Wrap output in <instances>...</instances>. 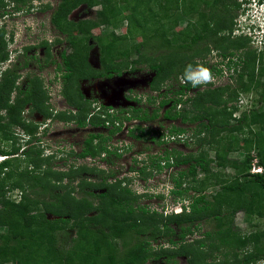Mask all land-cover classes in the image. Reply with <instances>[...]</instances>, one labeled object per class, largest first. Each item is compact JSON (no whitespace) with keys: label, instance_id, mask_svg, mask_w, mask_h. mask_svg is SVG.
Returning a JSON list of instances; mask_svg holds the SVG:
<instances>
[{"label":"trees","instance_id":"16d2710c","mask_svg":"<svg viewBox=\"0 0 264 264\" xmlns=\"http://www.w3.org/2000/svg\"><path fill=\"white\" fill-rule=\"evenodd\" d=\"M9 1L25 4L27 0ZM10 2L0 0V18L7 15L5 9ZM82 2L92 8L100 6L95 18L79 20L72 25L79 35L74 34L73 29L64 30L67 16ZM238 3L236 0H59L50 21L60 33H65L72 52L69 55L62 52V61L56 64L50 59L52 42L47 40L36 46H26L23 51L37 46L44 49L47 57L44 63L56 65V70L61 73L63 87L59 93L62 99L77 107L76 116L61 112L54 117L74 122L81 129H97L86 134L76 157H101L100 160L112 164V155L119 157L121 152L118 151L122 150L110 144L119 130L114 122L121 123V119L154 122L158 118V109L169 105L162 121L179 120L181 126L172 124L167 129L168 135L183 136L189 126L184 128L182 125L194 124L195 134L202 136L197 142H213L215 158L165 149L161 158L151 160L155 173L167 167H185L170 178L169 193L179 200L181 212L167 215L136 205L139 199L153 194H137L131 190L126 182L131 178L114 179L112 183L108 177L114 174L87 166H71L66 172L55 171L50 163L52 156H43L41 149H35L30 142L37 128L27 124L21 116L24 105L31 101L35 103L33 110L43 112L40 109L44 99L40 82L37 77L29 78V86L35 87L22 92L15 86L16 68H8L0 74V110H4L3 118H7V128L0 126V133L4 128L3 139L14 140V133L8 127L17 125L31 138L20 153L14 145L10 149L0 148V157L4 158L0 161V264H146L159 259L171 264L177 257L191 254L196 260L191 249L195 244L210 250V256L219 253L223 258L219 264L264 261V231L243 234L233 228L234 217L239 212L249 222L252 217L264 218V45L261 50L252 49L249 48V37L233 36L234 11L239 8ZM14 9L18 10L16 6ZM183 21L186 25L177 32L176 28ZM99 27L111 31L107 35L90 33ZM122 27L124 33L116 35L115 30ZM7 34L8 40L5 39ZM89 39L99 51V69L88 65V53L94 46L87 44ZM12 40L11 33L1 25L0 63L7 60ZM209 49L217 51L222 58L211 63V69L214 66L216 76L220 77L219 66L224 64L232 73L229 77L234 84L212 89L213 83L205 82L203 85L210 88L199 91V85L195 86L188 76L199 63L207 76L212 75L206 71L208 61L203 63ZM195 58H200L201 62L197 63ZM175 60H179L176 65L171 63ZM137 65H145L154 72L153 91H159L163 81L175 78L179 88L173 98L168 100L164 94L158 108L150 113L143 108H131L130 115L121 118L123 112L117 116L109 113L111 108L99 105V113L92 114L80 93V78L108 77ZM23 66H27V62ZM71 81L75 82L77 97L67 94ZM13 91L16 95L10 102ZM250 91L259 92L262 108L234 117L236 108L231 110L229 103L239 101L242 93ZM77 99L83 103L79 105ZM147 101L153 103L151 96ZM187 104L190 109L184 108ZM177 106L180 107L177 109ZM150 134L153 133L141 125L128 131L130 137L149 136L158 145L164 144ZM233 151L237 152L234 158L230 156ZM252 151L263 167V174L249 172ZM103 154L108 159L102 157ZM19 157L26 162L23 170L14 169V162ZM213 165L221 170L231 168L235 174L229 181H221L218 190L206 194L210 182L219 180ZM149 168L141 167L138 178L148 180L152 175ZM84 174L94 176L97 182H91ZM15 190L20 192L18 200L8 196ZM190 192L193 195L189 196ZM157 197L163 198L162 195ZM186 199L187 205L183 204ZM210 222H214L213 229L191 242L186 241V237L199 231L201 224Z\"/></svg>","mask_w":264,"mask_h":264},{"label":"rangeland","instance_id":"374dc122","mask_svg":"<svg viewBox=\"0 0 264 264\" xmlns=\"http://www.w3.org/2000/svg\"><path fill=\"white\" fill-rule=\"evenodd\" d=\"M6 1L10 2L9 0ZM236 2L238 3L239 0H236ZM58 3L59 0H27L25 4L20 2H10L9 6L5 9L7 15L0 18V27L1 25L5 26V30H7L8 33H11L13 38L12 45L8 46L9 51L7 60L3 63H0V74L8 68L13 69V67H15V86H18L22 92L29 89V87L34 89L35 86H29L28 80L31 77H37L44 96L40 108L44 113L38 109L33 110L35 108V103L32 101L25 104L21 112L23 120L30 126H35L37 128L34 138H31V136L29 137L20 126L10 125L8 128L10 129L11 133H14V140L3 139L1 134H3L4 128H2L3 130L0 133V148L10 149L14 145V147L19 148L18 153H20L27 147L26 142H29V138H31L30 142H32V146H34L35 149H41L43 156H52L50 163L53 170L55 171L66 172L71 166H87L93 168L96 167L98 169L101 167H99L100 164L97 162L85 161V159L83 160L76 157V153L80 151L81 142L85 139L86 134L91 131L94 132L97 129L93 130L89 127L86 129H80L75 126L74 122L66 123L54 117L49 121V118H47L49 117V112L52 114V111H50L49 108L53 109L52 106H56L57 104L64 105L63 100L59 102L60 97L57 95V90H61L63 87V82L60 88V82L57 79L58 75H55L56 65L44 63V60L47 59V57L44 55V49L40 46L18 54V49L20 50L26 46H36L44 40H47L48 43L52 42L49 48L50 59L54 60L56 64L61 63L62 52H66L67 55L72 52V49L68 46L65 33H60V31L55 26H53L50 21L53 10L56 8ZM261 3V5L258 4L255 8L256 14H254V9L250 8L248 4L245 7L246 9L251 10L249 13L251 16H253L254 20L258 19L264 24V0ZM14 6H16L18 10H15ZM99 7L100 6L92 8V6H88L86 2H82V4L76 7L67 16V23L63 24L64 30L68 31L73 29L74 27L71 28L72 25L79 20L95 18V12L100 9ZM231 8L233 10V7ZM241 11V6L235 9L233 23L235 22V19L240 17ZM127 15L128 14H126V16ZM185 23L186 21L181 22L176 28V31L180 32L186 25ZM107 27L94 28L90 30V33L92 35H107L111 31V29ZM77 30L73 29L72 32L79 35L80 32ZM232 30L233 36H238L241 33V28H237L235 23ZM124 31L125 28L122 27L118 30H115L114 33L119 35L124 33ZM5 39H9L8 34L5 36ZM56 40H60V42L55 43ZM87 44L94 45V41L89 39ZM249 48L256 49L257 47H255L254 43L251 42L249 43ZM11 50L12 52H10ZM13 50H17V52H14ZM257 50H261V48H257ZM205 55L206 53L203 54L202 57ZM34 56L37 58L35 61L39 63L34 61L32 58ZM204 58L205 59L203 63L208 61L206 71L212 72V75L209 77L210 81L213 83V86L211 87L212 89L225 84H234V81L230 80L229 77V75L232 73L225 67L224 64L219 66V69L222 71V75L220 77L216 76V68L214 66V69H211V63L219 62L222 59L218 56L217 51L209 49V53H207ZM194 60H196L197 63L201 62L200 58H195ZM24 62H27V66H23ZM87 62L88 65L93 69H99L101 66L99 51L95 45L88 53ZM178 62L179 60H175L171 63L176 65ZM200 71H202L200 63L199 66H194L190 70L188 78L192 80L193 84H195L196 81H203L207 76L205 72L201 73ZM153 76L154 72L148 70L145 65H137L133 69H124L119 74H111L108 77H82L78 82V86L80 88V93L83 95L86 101L85 106L88 103L90 110L93 109V106L94 108H97L99 105H103L113 109L115 115L117 116L121 109H131L138 107L143 108L147 110L148 113H150L153 109L158 108L159 102L165 98L164 94H166V99L170 100L173 98V93L179 88L175 78L171 77L168 80L163 81V83H160V86H162L160 87L159 91H153L151 90ZM262 80L264 81V78ZM74 83L75 82L73 81L69 82L68 88L70 91L67 92V94L77 97V91H74ZM195 86H197V84ZM207 88L210 87L201 84L197 89L202 91ZM191 94L193 93L191 92ZM15 95L16 92L13 91L10 96V102L13 100ZM148 96H151L153 101L152 104L147 101ZM258 98L259 92L255 93L250 91L248 93H242L240 99L242 100V103H240L239 100L237 102L229 103V105H232V107L229 105L228 106L229 108L231 107V110L232 108H236L233 116L238 117L241 112H248V110L251 109H261L262 103L258 101ZM154 99L156 101H154ZM138 100L140 102H138ZM77 103L80 105L83 103V101H79L77 99ZM94 103L96 104L94 105ZM67 105L73 109V112H75L70 114L76 116L77 107L75 108V106L70 103ZM168 107L169 105L165 108H159L158 117L161 118L165 109ZM56 108L58 109L60 107L57 106ZM178 108L179 107L177 106V109ZM184 108L190 109V104L185 105ZM3 116H5V112L4 110H0V126H5V128H7V118H3ZM73 116L70 117L72 118ZM169 124L181 126L179 120L170 123L167 121L161 123L159 120H155L152 124L145 125L150 126V128L147 129L153 131V134H150V136L157 138V130H159L160 127L163 129V125L168 126ZM193 125L194 124L182 125L184 128L187 126L189 127L185 134L181 136V139L176 141L178 143H164L160 145L155 143L153 139H150L149 136H145L144 138H135L130 137L128 134L125 135L120 133L112 143L117 145V147L121 148L122 150L124 148H126V150L123 151L119 157L112 155L111 159L113 163L104 166L102 170H105L106 173L114 174L113 177H108L112 183L114 182V179L120 180L121 178L128 177L131 178V180H127L126 182H128V186L131 190L137 194L148 192L147 195H154H152V197L146 196L139 199L136 205L140 204L142 206H147V208L150 210H155L159 213H162L163 215L178 213L180 208V203H178L179 200L173 198V196L169 193L172 186L170 178L173 173L180 169H185V167H167L164 168L160 173H155L154 171L156 169L151 163V160H154L158 157L161 158L165 149H175L177 152L184 155L192 154L193 156H198L201 154L206 156L208 159H214L215 151L214 144H212L213 142L198 143V138H202V136L198 137L195 134V128ZM44 127L47 129L46 131H44ZM255 129L256 128H254V130ZM239 136L242 137V135ZM235 154H237V152L233 151L230 156L234 158ZM3 159V157H0V161ZM97 160H99V158ZM25 166L26 162H24L20 157L14 162V169L23 170ZM145 166H150L148 171L152 174L148 180H143V177L140 176L138 178L137 176L138 170ZM212 168L219 177V180L210 182L205 192L206 194H209L210 191L218 190L219 186L222 184L221 181H229L230 176L235 174L231 168L221 170L217 169L214 165ZM84 176L89 178L91 182H97V179L94 176H88L87 174H84ZM199 177L202 178L203 175L199 173ZM14 178L15 177H13L12 180ZM64 183H66V180H64ZM19 195L20 192L18 190L8 194V196L16 200H18ZM159 195H162L163 198H158L157 196ZM188 195H193V192L188 193ZM183 204L187 205L188 199L183 200ZM49 218H51V216H49ZM250 219L251 221L249 222V219H246L242 212L237 213L234 217L233 228L239 230L243 234L252 231H264V218L257 219L252 217ZM213 227L214 222L201 224L199 231H196L193 236L186 237V241L191 242L195 238L200 237L203 232L213 229ZM155 245H157V243H155ZM191 249L196 255V260L193 259V254H191L189 256L177 257L175 262L171 264H219L218 261L223 259L219 253L210 256V250L206 248L201 249L196 244L193 245ZM214 258L215 260H212ZM165 261L166 260L163 259L156 261L150 260L146 264H166ZM257 264H264V261L258 262Z\"/></svg>","mask_w":264,"mask_h":264},{"label":"clouds","instance_id":"9594fccd","mask_svg":"<svg viewBox=\"0 0 264 264\" xmlns=\"http://www.w3.org/2000/svg\"><path fill=\"white\" fill-rule=\"evenodd\" d=\"M261 2H263V0H239V4L241 6V10L242 11H241L240 17L237 18V19H235V22H234L235 23V26L237 28H241L240 35H245V36L249 37L251 39V42L252 43L255 42L256 40L261 39V38H262V40H264V24L261 23L258 19L254 20L253 16H251L250 13H249L251 10L250 9H246L245 6L248 4L250 6V8H253L254 9L253 12H254V14H256L255 8H256V6L258 4L261 5L262 4ZM254 14H252V15H254ZM263 45L260 48H262ZM255 47H257V46H255ZM200 72L201 73H204L203 71H200ZM205 82H211L210 79H209V76H206L203 81L202 80L201 81H196L195 82V85L196 84L197 85H201V84H204ZM123 117H126V116H123ZM123 120H126V119H123ZM126 121L130 122V120H126ZM168 123H170V122H168ZM171 125L172 124H169L168 126H165L163 129L160 128L159 130H157L158 131L157 132L158 133L157 134L158 135L157 137L160 138V140L163 141L165 144H169L168 142H171V141L162 140L164 138V136H163L164 134H162L161 131H163L164 133L165 132L168 133V130L167 129ZM172 136H174V135H172ZM174 137H175V140L173 142H171V143H178L176 141L179 138H181V136L180 135H177V136H174ZM179 209H180L179 212H181V205H180V208Z\"/></svg>","mask_w":264,"mask_h":264},{"label":"built area","instance_id":"2783aa9c","mask_svg":"<svg viewBox=\"0 0 264 264\" xmlns=\"http://www.w3.org/2000/svg\"><path fill=\"white\" fill-rule=\"evenodd\" d=\"M253 43H254L255 46H257L258 48H260L264 44V40H262V38H261L259 40H256ZM58 95L60 97V93ZM240 103H242V100H240ZM178 107H180V106H178ZM99 110H100L99 106L97 108H94V112L92 114H97V112H99ZM109 113L115 114V112L113 111V109H110L109 110ZM101 116L103 117V115H101ZM128 116L129 115L127 114L126 117H128ZM135 122H136V120H130V122H128L126 120H121V123L119 121H115L114 122L115 127L119 128V130H118L117 134L115 135V137L117 138L120 133H123V134L127 135L129 129L132 128V126L130 125V123H135ZM106 124L108 125L109 123H106ZM161 133L164 134L163 135L164 138L162 140H166V141H174L175 140V137L174 136L168 135V133H166V132L164 133L163 131H161ZM168 143H171V142H168ZM110 144L112 146H117V145H114L112 142ZM251 158H252V160H251V166H250L249 172L251 174H262L263 173V167L261 165H259L258 158H257V156H256V154H255L254 151L251 152ZM85 160L90 161V162H93L94 161L90 157L86 158Z\"/></svg>","mask_w":264,"mask_h":264},{"label":"flooded vegetation","instance_id":"af4514ba","mask_svg":"<svg viewBox=\"0 0 264 264\" xmlns=\"http://www.w3.org/2000/svg\"><path fill=\"white\" fill-rule=\"evenodd\" d=\"M24 48V47H23ZM23 48L22 49H18V54L20 53H23L24 51H23ZM22 50V51H21ZM14 52H17V50H13ZM11 52H12V50H11ZM55 75H58V80H59V82H60V88H61V85H62V78H61V73L59 72V71H57L56 70V68H55ZM62 89V88H61ZM61 90L60 89H58L57 90V95L59 94V92H60ZM59 96V95H58ZM132 99V98H131ZM61 100H63L62 99V97H61V95H60V98H59V102L61 101ZM64 101V100H63ZM156 101V100H155ZM96 103H94V105H95ZM53 105V104H52ZM159 105V104H158ZM57 106H59L60 108H56ZM53 107V109H51V108H49V110L50 111H52V116L51 117H49V121L51 120V118H53L56 114H58V113H75V112H73V109L72 108H70L65 102H64V105H61V104H57L56 106H52ZM107 108H109V107H107ZM94 112V106H93V109L91 110V113H93ZM120 112H123V115H129L130 114V109L128 108V109H121L118 113H120ZM92 115V114H91ZM125 115V116H126ZM55 118V117H54ZM123 120V119H122ZM157 120H159L161 123L163 122L162 121V117L160 118V117H158V118H156V121ZM165 122V121H164ZM167 122H169V121H167ZM66 123H69V122H66ZM153 122H148V123H143V122H140V121H138L137 119H136V122L135 123H130V125L132 126V127H134L135 125H141L142 126V128H145V129H147V128H150V126H146L145 124H152ZM144 124V125H143ZM165 125V124H164ZM75 126H76V124H75ZM77 127V126H76ZM81 129V128H80ZM47 129L44 127V131H46ZM107 130H110V129H107ZM151 133H153V131H151ZM116 137H115V134L113 135V137H112V139H111V141L110 142H113L114 141V139H115ZM123 151H125L124 149L123 150H121V151H118V152H123ZM121 156V155H120ZM102 157H104L105 159H108L107 158V156L105 155V154H103L102 155ZM84 159H86V158H83V160ZM95 162H97L98 164H100V166L99 167H101V168H104V166H107L108 165V162L106 161V160H100V158H99V160H97L96 158H92ZM97 160V161H96ZM85 161H87V160H85ZM108 181L109 182H111L110 181V178L108 179Z\"/></svg>","mask_w":264,"mask_h":264}]
</instances>
